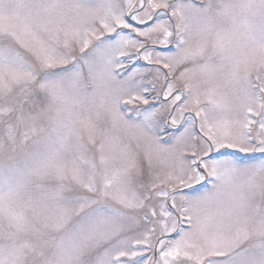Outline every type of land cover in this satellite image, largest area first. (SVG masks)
Wrapping results in <instances>:
<instances>
[{
	"label": "snow or ice",
	"instance_id": "snow-or-ice-1",
	"mask_svg": "<svg viewBox=\"0 0 264 264\" xmlns=\"http://www.w3.org/2000/svg\"><path fill=\"white\" fill-rule=\"evenodd\" d=\"M0 264H264V0H0Z\"/></svg>",
	"mask_w": 264,
	"mask_h": 264
}]
</instances>
